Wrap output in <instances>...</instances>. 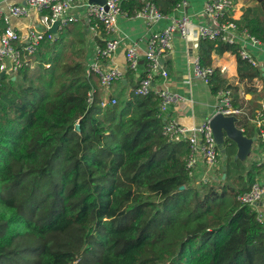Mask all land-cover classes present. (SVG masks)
I'll use <instances>...</instances> for the list:
<instances>
[{
    "label": "trees",
    "instance_id": "1",
    "mask_svg": "<svg viewBox=\"0 0 264 264\" xmlns=\"http://www.w3.org/2000/svg\"><path fill=\"white\" fill-rule=\"evenodd\" d=\"M146 1L121 5L133 14ZM153 1L170 13L178 0ZM253 2L234 21L264 42V0ZM86 43L84 25L71 22L54 41L44 38L35 67L0 80V264H264V214L259 219L256 206L238 199L256 181L258 161L235 162L232 144L216 177L190 176L189 146L163 134L154 92H112L100 104ZM215 49L231 50L241 70L263 77L223 41L201 39L203 65H212ZM209 84L213 94L232 89L242 108L238 89L223 85L218 70ZM260 107L240 124L253 126ZM257 127L244 133L258 134L264 149ZM25 236L34 245L18 251Z\"/></svg>",
    "mask_w": 264,
    "mask_h": 264
},
{
    "label": "built area",
    "instance_id": "2",
    "mask_svg": "<svg viewBox=\"0 0 264 264\" xmlns=\"http://www.w3.org/2000/svg\"><path fill=\"white\" fill-rule=\"evenodd\" d=\"M76 0H16L7 6L0 3V80L3 76H14L24 67L33 68L38 64L35 55L38 52L41 42L45 37L54 41L56 33L50 29L58 23L57 32L67 24L77 20L71 13V8ZM122 0H105L103 4L89 3L86 1L83 6L86 11V19L93 29H102L104 32L103 45L98 47L94 59L89 63L88 72L95 74L105 89H110L116 81L123 79L126 71L117 65H112V59L119 47L120 40L114 34L117 31L118 19L128 12L122 8ZM188 0H178L174 9L181 10L179 16L174 17L166 27L151 33L145 58L147 69L145 75L139 80V84L133 89L135 94L145 96L154 92L159 98L158 117L164 120L163 134L171 141H185L189 146V154L186 158V169L190 176L197 179H207L208 171L213 170L219 160L221 153L216 140L213 128L209 119H205L199 124L187 126L178 120L169 117L171 107L181 101V96L165 85L156 86V76L160 72L164 77L168 72L162 69V58L173 48V35L178 32L183 37L189 34V24L191 22L188 14L184 10L188 7ZM234 5L233 0H207L204 5V13L209 17V22L197 28L196 34L201 39L212 41H223L228 44H237L241 38H247L253 44H264L256 36L252 35L248 29L241 30L234 21L227 16L228 10ZM32 10L39 13L38 24H32L26 32H21L12 22L14 18L29 17ZM133 16L143 18L147 24L152 25L156 21L166 17L157 3L147 0L146 3L137 9ZM242 59L248 61L253 66H258L257 59L245 48L238 47ZM126 59L128 69L140 72L142 54L135 44L126 48ZM193 73L205 83L210 80L215 73L212 65L205 66L201 63L200 57L194 58ZM49 67L50 64H45ZM4 75V76H5ZM1 88V82H0ZM96 94V89H91L87 93V100L92 104ZM113 102H116L113 99ZM102 106L107 105L106 99H101ZM219 111L227 115H240L244 112L242 108L234 106L232 89H223L219 92ZM261 128V139L264 142V112L258 110L255 119ZM264 166V159L260 161ZM203 165V175L200 177V167ZM264 198V180H256L250 189L238 195V199L243 204L257 207ZM263 215L260 212L259 219Z\"/></svg>",
    "mask_w": 264,
    "mask_h": 264
},
{
    "label": "crops",
    "instance_id": "3",
    "mask_svg": "<svg viewBox=\"0 0 264 264\" xmlns=\"http://www.w3.org/2000/svg\"><path fill=\"white\" fill-rule=\"evenodd\" d=\"M16 0H0V3L7 6ZM79 1L71 8V13L77 17V21L84 25V31L87 40V60L90 63L95 55L98 47L103 45L104 32L102 29H93L88 20L86 19V11L83 4L87 0H76ZM189 5L184 10L190 17L189 34L183 37L180 33L176 32L173 35V48L162 58V69L168 72V76L164 77L160 72L156 76V86L165 85L171 90L177 92L181 96V101L171 107L168 115L172 119L178 120L179 122L192 126L201 123L207 116L208 119L219 111V92L213 94L211 86L213 84H207L197 78L193 73V62L194 58L200 57V41L196 34L197 28L209 22V17L204 13V5L207 0H188ZM234 5L228 10L227 16L238 20L244 12V8L248 5L253 4V0H233ZM168 6V3H164ZM182 13L181 10L173 9L172 12L166 13V17L156 21L154 24L149 25L143 18L135 17L133 14H127L120 16L118 19L117 31L114 34L120 40V44L112 59L109 61L112 65H117L126 71L124 81V87L119 86L116 81L113 83L110 89H105L100 81H96L98 85V91L101 99L107 98L112 92H121L128 95L133 91L135 85L138 82L139 73L128 70V63L126 59V48L128 45L135 44L145 59V53L147 50L148 40L154 31H157L163 27H166L176 16ZM39 13L36 10H32L29 17L25 18H14L13 24L21 31L26 32L27 29L32 25L38 24ZM72 38V36H70ZM237 47L247 49L258 61V66L263 72V77H251L250 70H241L238 64L237 56L233 54L231 50L218 51L217 49L212 52V66L218 70L223 85H233L234 88L238 89V96L242 102V109L244 112L238 115L239 121L237 122L238 127L249 131H256V117L252 118L250 125L244 127L240 124L241 116L245 113L250 116L256 104L260 105L258 110L264 108V44H253L247 38L241 37L236 44ZM249 63V62H248ZM141 71V70H140ZM97 91V88H95ZM256 123V124H255ZM257 139L254 141L252 146V154L244 160L247 166H249L254 160L258 161V167L260 168L256 180H264V166L260 164V161L264 159V149L260 144L259 135L255 134ZM251 136V137H254ZM221 150V148H220ZM222 153V151H221ZM223 159L225 157L224 153ZM225 160V159H224ZM227 162V160H226ZM203 165L200 167V177L203 175ZM217 166L208 171L206 175L209 177L217 176ZM207 177V178H209ZM259 211L264 214V198L257 205Z\"/></svg>",
    "mask_w": 264,
    "mask_h": 264
},
{
    "label": "water",
    "instance_id": "4",
    "mask_svg": "<svg viewBox=\"0 0 264 264\" xmlns=\"http://www.w3.org/2000/svg\"><path fill=\"white\" fill-rule=\"evenodd\" d=\"M89 3L103 4L105 0H87ZM58 23H55L50 29L51 32L57 33ZM5 73L2 72L1 76ZM207 120L208 117L206 116ZM210 124L213 128L216 140L221 148L222 153H224V159L227 160L229 157L228 146L235 145V154L233 159L235 162L238 160L244 161L252 154V146L257 137H248L244 130L238 127L237 122L239 121L236 115H227L223 112L218 111L213 116L209 118ZM248 165V164H246ZM225 174L223 177L225 178Z\"/></svg>",
    "mask_w": 264,
    "mask_h": 264
},
{
    "label": "rangeland",
    "instance_id": "5",
    "mask_svg": "<svg viewBox=\"0 0 264 264\" xmlns=\"http://www.w3.org/2000/svg\"><path fill=\"white\" fill-rule=\"evenodd\" d=\"M78 3H79V1L74 2V5H75V4H78ZM95 80L98 82V81H99V78H98L97 76H95ZM118 93H119V92H118ZM109 98H110V96H107V98H105V99L107 100V102H109ZM225 167H226V160L223 159V154L220 153V155H219V160H218V164H217V169H216V170L219 171V172H221V170L224 169ZM197 180L199 181V180H201V179H197ZM230 183H231L232 185L235 184L233 178H231V182H230ZM232 200H233L232 194L229 193L228 196H227V198H226V202L229 204ZM57 238L60 239L59 236H58ZM62 239H63V241H65V243L67 242V240H65V235L62 236ZM90 239L93 240L94 238H93V237H90ZM51 241H52V242H55V238H52ZM21 245H22V246L17 247V248H15V249H17L18 251H21L22 249H24V248H26V247L30 248V247H32V246L34 245V242L31 243V241H29V236H27V237L25 236V237H23L22 240H21ZM15 264H18V263L15 262Z\"/></svg>",
    "mask_w": 264,
    "mask_h": 264
}]
</instances>
